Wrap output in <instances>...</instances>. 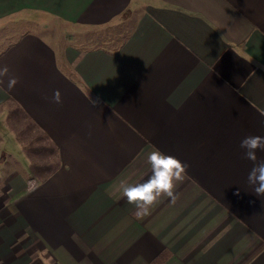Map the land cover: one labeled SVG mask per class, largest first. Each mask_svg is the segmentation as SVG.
<instances>
[{"label":"crops","instance_id":"obj_1","mask_svg":"<svg viewBox=\"0 0 264 264\" xmlns=\"http://www.w3.org/2000/svg\"><path fill=\"white\" fill-rule=\"evenodd\" d=\"M121 19L111 48L51 37ZM0 30V264H264V0H0ZM154 148L187 174L137 217Z\"/></svg>","mask_w":264,"mask_h":264},{"label":"clouds","instance_id":"obj_2","mask_svg":"<svg viewBox=\"0 0 264 264\" xmlns=\"http://www.w3.org/2000/svg\"><path fill=\"white\" fill-rule=\"evenodd\" d=\"M7 82V88L12 89L19 80L10 74L7 65H0V85ZM54 103H62L61 93L56 90L53 93ZM244 157L252 162L247 180L254 193L264 196V160H258L257 152L264 151V136H247L241 143ZM147 162L151 165L152 175L143 183L131 185L125 181L120 182V190L127 202L134 205L137 217L148 214L150 207L157 202L161 196H167L175 200L176 183L182 181L186 174L188 166L172 155H165L158 149H153L147 155ZM39 187L38 181H27V190L35 191Z\"/></svg>","mask_w":264,"mask_h":264},{"label":"rangeland","instance_id":"obj_3","mask_svg":"<svg viewBox=\"0 0 264 264\" xmlns=\"http://www.w3.org/2000/svg\"><path fill=\"white\" fill-rule=\"evenodd\" d=\"M128 28L129 27L126 24V21H123V19H121L119 22H116L115 24L98 32H89L88 30L79 31L73 27L71 28L69 26H63L60 27V32H57L56 29L53 30L54 32L51 31V37L54 39L55 42H60L64 45L63 42L66 43V41H68V39L70 38L69 33H72V35L76 37V40L82 41V46H80V48H95L98 45L104 44L106 42H109V46L111 48V43L117 44L119 41H121L122 38L125 36V33H127ZM9 37L10 35L8 36L7 33L0 30V51L3 50L10 43L11 38L9 39ZM72 42L73 41H71V43ZM16 126H18L17 128H19L18 124L15 125V127ZM26 134H28L29 137L33 136V134L29 132H27Z\"/></svg>","mask_w":264,"mask_h":264}]
</instances>
